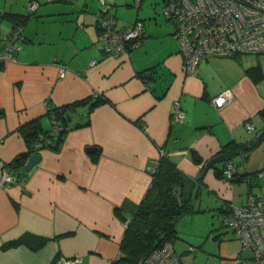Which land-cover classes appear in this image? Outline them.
Listing matches in <instances>:
<instances>
[{"label":"crops","instance_id":"obj_1","mask_svg":"<svg viewBox=\"0 0 264 264\" xmlns=\"http://www.w3.org/2000/svg\"><path fill=\"white\" fill-rule=\"evenodd\" d=\"M28 1L0 0V36L15 27L6 14H27ZM36 1V15L22 25L24 39L15 60L0 61V177L3 167L26 150L19 126L42 117L47 101L63 105L101 95L109 102L88 114L86 105L79 106L73 121L88 118V124L68 130L59 150L42 149L40 162L26 175L0 185V264H61V257H77L73 264H111L120 253L125 221L133 216L162 154L192 179L193 195L211 194L216 198L211 205L219 208L225 192L226 202L235 203L234 183L244 182H230L228 188L213 167L202 174L206 161L223 146L235 143L243 149L264 131V55L201 59L196 73L187 74L172 32L160 33L137 9L134 18L118 24L142 19L141 44L105 56L90 8L95 2ZM104 1L116 16L113 0ZM67 11L79 13L74 19L53 15ZM60 63L66 65L63 77ZM255 66L252 74L246 72ZM150 67L160 78L140 76ZM223 91L231 96L216 107L212 99ZM177 100L185 119L171 123ZM246 122L254 130H247ZM43 124L50 126L46 117ZM247 157L240 161L247 163ZM233 160L239 174L251 171ZM250 192L262 191L251 187ZM24 234L47 242L37 250L3 247Z\"/></svg>","mask_w":264,"mask_h":264},{"label":"built area","instance_id":"obj_2","mask_svg":"<svg viewBox=\"0 0 264 264\" xmlns=\"http://www.w3.org/2000/svg\"><path fill=\"white\" fill-rule=\"evenodd\" d=\"M142 0H134L139 7ZM163 14L173 24L172 36L183 59L184 71L196 73L201 59L211 57H235L241 55H264V0H163ZM38 3L30 0L26 4L28 12L37 9ZM110 6L101 0L96 11L98 21V42L105 56H117L138 47L143 40L144 22L136 19L132 24L121 26ZM24 39L22 28L17 27L0 36V61H14L16 52ZM92 60L90 64H95ZM66 65L59 64V76L63 77ZM229 91H223L212 99L216 107H221L230 98ZM185 111L179 101L170 110V122H182ZM247 130H254L253 124L245 123ZM56 130L61 129L55 126ZM162 153V151H161ZM243 158V157H242ZM223 179L226 187H231L230 179L237 172L234 160H225ZM156 165V163H155ZM154 169V167H153ZM264 171L258 173V177ZM15 176L3 167L0 185L11 183ZM246 181V180H245ZM244 181V183H246ZM225 212L224 225L234 234L239 243L238 255L233 257L235 264H247L253 260L264 264V192L248 191L246 200L240 205L226 202L225 192L221 194ZM125 221V226L126 223ZM248 251L249 257L241 256ZM75 259L61 257V264H73ZM137 264H182L175 253L173 244L164 242L148 255L139 259Z\"/></svg>","mask_w":264,"mask_h":264},{"label":"trees","instance_id":"obj_3","mask_svg":"<svg viewBox=\"0 0 264 264\" xmlns=\"http://www.w3.org/2000/svg\"><path fill=\"white\" fill-rule=\"evenodd\" d=\"M35 11H27L25 15L6 14V16L14 23V29L17 27L22 28V25L34 15ZM257 69L258 66L251 67L246 69V72L252 74ZM140 76L150 80L160 78L157 76L155 67H150L147 71L144 70L140 73ZM104 102H109V100L101 95H93L63 105H55L51 101H47L45 113L42 117L32 118L19 126L18 130L25 141L26 150L17 155L5 167L15 176V180L26 175L27 173L22 171V166L29 155L40 153L45 148L54 151L59 150L68 130L88 124V118L83 121H73V114L79 106L86 105L88 114L94 107ZM43 117H46L50 122V126L47 128L43 124ZM56 125L60 126L61 129L56 130ZM141 127L144 129L143 125ZM220 152L226 155L225 160H233L239 154L243 157V160L246 158V151L235 143H228L223 146ZM96 157L97 154L94 155L93 159L95 160ZM193 157L195 160L199 159L196 154H193ZM224 162H221V167L213 166V172L217 178H223ZM261 171H264V168L240 174L236 172L230 181L238 183L246 180L248 191H250L253 179H258L257 175ZM194 186L195 183L192 179L166 155L162 154L152 171V180L149 187L138 203L133 216L126 223L119 245V256L111 264H137L139 259L160 247L164 242L169 241L172 243L177 237L178 219L194 207L193 199L194 196L197 197V193L193 195L192 192ZM218 209L223 213L225 212L223 204ZM219 234L221 235V233ZM219 234L214 235L213 238H218ZM46 242L47 238L45 237L24 234L4 243L3 247L26 245L37 250Z\"/></svg>","mask_w":264,"mask_h":264},{"label":"rangeland","instance_id":"obj_4","mask_svg":"<svg viewBox=\"0 0 264 264\" xmlns=\"http://www.w3.org/2000/svg\"><path fill=\"white\" fill-rule=\"evenodd\" d=\"M90 1L95 2L93 7L90 6V8H93L92 13L94 14V12L98 10L101 0ZM133 2L134 0L111 1V8L112 11H116L115 17L118 19V23L122 24L134 18L138 9L142 16L145 17L146 21L152 23V26H155L156 30L160 33H169L173 31V24L167 20L162 12L164 5L163 0H142L140 7H136ZM79 8L87 10L89 7L83 8L79 5ZM36 11L34 15H36ZM78 13L77 11H67L53 15L63 19H74ZM35 18L41 19L40 16H36ZM246 154H248L246 159L247 163L246 161H240V155L236 156V159L240 161V163H238L239 169L245 170L246 164L247 170L251 171L264 168V142L261 141L254 148L246 150ZM258 178L260 179L259 181L253 179L252 188L255 191L264 192V177L260 176ZM233 192L235 197V203H232L233 205L238 206L246 200L245 183L241 185L234 183ZM208 196L210 198L206 195L198 194L193 202V209L178 219L176 226L177 237L172 241L173 248L183 264H234L233 257L239 254L237 252L238 249L235 236L229 228L224 225L222 219L224 213L217 209L218 206L211 205L216 201V198L211 194ZM206 198L210 204L206 202ZM219 233H221V235ZM217 234H219V237L213 238V236ZM230 248L232 249V253L229 251ZM248 254V251H243L240 255L249 257ZM247 264L256 263L253 260H249Z\"/></svg>","mask_w":264,"mask_h":264},{"label":"water","instance_id":"obj_5","mask_svg":"<svg viewBox=\"0 0 264 264\" xmlns=\"http://www.w3.org/2000/svg\"><path fill=\"white\" fill-rule=\"evenodd\" d=\"M262 139H264V131H261L250 144L243 146V149L249 150L254 148ZM88 149L91 150L93 149V147H89ZM225 159H226V155L224 153H218L217 155H214L213 157L208 159L204 165V170L202 175L205 174L208 168L213 167L217 163H221L225 161ZM40 160H41L40 153H33L29 155L27 161L22 166V171L24 173L30 172L31 169L40 162Z\"/></svg>","mask_w":264,"mask_h":264}]
</instances>
